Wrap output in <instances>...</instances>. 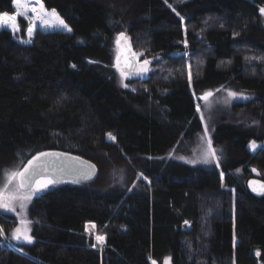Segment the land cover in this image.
Returning a JSON list of instances; mask_svg holds the SVG:
<instances>
[{"label": "trees", "instance_id": "16d2710c", "mask_svg": "<svg viewBox=\"0 0 264 264\" xmlns=\"http://www.w3.org/2000/svg\"><path fill=\"white\" fill-rule=\"evenodd\" d=\"M41 1L71 32L39 30L26 44L0 30V174L51 149L100 174L36 198L33 242L5 244L0 264H264V197L248 188L253 169L264 180V146L249 149L264 143V0ZM0 13L14 14V0H0ZM125 31L135 50L161 58L133 90L115 66ZM190 75L198 93L227 86L254 96L215 125L224 178L163 159L203 130ZM114 168L127 171L125 185L109 182ZM137 174L149 183L132 192ZM17 224L0 212L8 237Z\"/></svg>", "mask_w": 264, "mask_h": 264}, {"label": "rangeland", "instance_id": "374dc122", "mask_svg": "<svg viewBox=\"0 0 264 264\" xmlns=\"http://www.w3.org/2000/svg\"><path fill=\"white\" fill-rule=\"evenodd\" d=\"M42 4H43V2H42ZM43 7L45 10H47L48 16L46 18L49 19V21L51 22L52 25H54L53 27H47V26L41 25L40 21L37 20L35 25L32 26L33 30H32V35L30 37L28 35V31H27L28 27L30 26L28 19H25L24 16H17L16 23L18 24V27H19L18 31L14 32L9 27H3V28H0V30H2V29L10 30L14 34V37L16 38V40H18L22 43H26V42L30 43L29 41H31L33 39V37L35 36V34L39 30L44 31V32H55V31L71 32V31H68L67 29H65L64 27L60 26L58 24V22L55 20V18H53L51 16L52 10L47 9L44 6V4H43ZM171 7L174 8L173 5ZM15 13H16V8H15ZM14 14H8V15L11 16ZM56 14L58 15V17L60 19H62L61 16L57 12H56ZM32 15L33 14L31 12L28 13L29 18H31ZM263 21H264V15H263ZM64 23L66 24L65 21H64ZM68 28H70V27L68 26ZM125 33H127V32L125 31ZM120 34H118L116 37V47H115L116 59H117L118 53L120 52V48L117 45V41L121 39ZM127 36H128V40H129L130 44L134 48V45L132 42V37L129 36L128 34H127ZM136 52H137L138 59H140V65H139L137 73L133 76H130V77L125 76V75L122 76L121 72L118 70V68L116 66V59H115V66L119 72V85L122 88H125L128 90L134 89L133 86L130 84L132 81H135V80L144 81V80L148 79L152 75V73L154 72L153 63L155 61L161 59V58H155L154 60L149 59L145 56L144 52L137 51V50H136ZM145 60L149 61V63L147 65L144 64ZM145 68L147 69L146 71L144 70ZM189 79H190L191 88H192L194 98L197 102V106H199V111H197V112H198L199 119L202 122L203 130L199 134H197V136L192 141L181 140L176 145V147L174 149H172L165 157H163V159H165V160H177V161L184 162V163H187V164H189L191 166H195V167H201V168H207V169L217 168L222 173V168H221V164L219 161L218 151L214 147V141H213V132L215 129V125L223 115H226V114L230 115L232 113V108L235 104L247 102V101L251 100L254 96L250 93H247L244 91H237V90H234V89L227 87V86H220V87H216V88L206 90L202 93H198L194 89L193 79H192L191 75H190ZM229 92L236 93V95L230 96ZM206 93H211L212 95L208 96L207 99H202V97H204ZM110 141H114V139L110 138ZM209 141H211V150H214V152H215V158H213V156L210 154ZM253 142H255V144L257 146L255 148V150H253L250 147V145ZM253 142H251L249 145V149L253 153L257 152L260 147L264 146V143H259L256 141H253ZM206 154H207V163L204 162ZM21 169H22V165H17V166H13V167L4 169L3 172H1V174H0V187H2L6 183V174H5L6 170H8V171H20ZM253 170H255V169H253ZM253 175H254V177H258V178L261 177V174L257 170L253 171ZM127 176H128L127 171L124 170L123 168H120V169L114 168L111 170V173L109 176V178H110L109 182L112 183V182H114L113 180H115L117 182V184L125 185L127 183V180H128ZM222 176L224 178L223 173H222ZM41 179H48V180L54 181L53 179H51L49 177H43ZM140 180H143L146 183H149V180L147 178H145L142 174H137V178L133 182V184L131 185L129 190L132 192L139 190L141 188L140 183H139ZM65 183H71L72 184L73 182L49 183L46 188H42L38 192H34L31 200H29V201H15L14 202V205L16 208L15 212L7 211V210L2 209V208H0V212L14 215L16 217V219L18 220V224H17L16 228L20 227L23 230L25 227H27L28 229H30V235L33 238L34 223L30 218V209H31V206H32L34 200L36 198L40 197L41 195L45 194L46 192L54 190V189L58 188L59 185H62ZM15 185H16V181H13L12 184H9L8 185L9 191L14 190ZM26 191L27 190H25V192ZM21 203H23V205H24L23 210H21ZM22 220L30 221V223H27L26 225H24L21 223ZM0 229H2L1 225H0ZM13 231H12V233H13ZM12 233H11V236L8 237L2 230L1 234L3 237V241L0 242V248H2L5 244H7V245H10L11 247H13L14 249H16V248L19 249L17 247L18 244H29L23 240H21V241L15 240L12 237ZM102 246L103 245H101V247ZM166 261H167V264H172L171 259L169 257L165 258L163 264H166Z\"/></svg>", "mask_w": 264, "mask_h": 264}, {"label": "snow or ice", "instance_id": "6c2138e0", "mask_svg": "<svg viewBox=\"0 0 264 264\" xmlns=\"http://www.w3.org/2000/svg\"><path fill=\"white\" fill-rule=\"evenodd\" d=\"M14 6L16 8V13L14 15H8L7 13H0V28L3 27H9L12 31H18L19 27L16 23L17 16H24L25 19H28L29 21V27L27 29L28 35L31 37L32 35V26L35 25L36 21L39 20L41 25L47 26V27H53L54 25L51 24L49 19L46 17L48 16L47 10L44 9L43 4L41 0H14ZM31 12L33 15L31 18H29L28 13ZM260 12L262 15H264V8L260 9ZM51 16L55 18V20L58 22V24L68 31H71L70 28L64 23L62 19L58 17L55 10L51 11ZM123 35V34H121ZM30 42V41H29ZM119 43V40L117 41ZM186 43V42H185ZM119 60V57L117 58ZM149 61L145 60L144 64L147 65ZM147 70L146 68L144 69ZM121 75L123 76L124 73L121 72ZM126 86V85H125ZM212 95L211 93H206L202 99H207L208 96ZM230 96H235L236 93L229 92ZM197 111H199V106H197ZM109 137H111V134H109ZM250 147L255 150L257 147L255 142H253ZM209 149L210 154L215 158V152L214 150H211V141H209ZM58 156L60 154L58 153H40L38 156L33 157L31 160L27 162V165L24 167L23 171H8L6 170V183L0 187V208L5 209L7 211L15 212L16 208L14 205L15 201H29L32 198V195L34 192H38L42 188H46L49 183L58 182V181H51L48 179H41L43 175V168L44 165L36 163L40 160L43 156ZM205 163H207V154L205 155ZM255 171V170H253ZM13 181H16L15 189L12 191H9L8 185L12 184ZM255 184L256 182H250ZM25 189L27 191L25 192ZM259 190L261 192H264V184L259 185ZM253 191H258L257 188H253ZM24 209L23 203H21V210ZM22 224L26 225L27 223H30V221H21ZM94 227V225H93ZM87 230V226H86ZM0 232H2V229H0ZM12 237L17 241H25L29 244L33 242V238L30 235V229L25 227L23 230L20 227H17L13 233ZM97 242L102 243L104 240V237L102 235L96 236ZM257 255H259V252H257ZM155 264V262H153ZM167 264V261H166Z\"/></svg>", "mask_w": 264, "mask_h": 264}, {"label": "water", "instance_id": "95a60500", "mask_svg": "<svg viewBox=\"0 0 264 264\" xmlns=\"http://www.w3.org/2000/svg\"><path fill=\"white\" fill-rule=\"evenodd\" d=\"M123 34V35H121ZM120 34L121 39L117 43L120 48L116 59V66L120 72H123L125 76H133L137 73L140 59L137 57L136 50L132 47L128 40L127 33L122 32ZM58 153V156H43L36 163L44 165L43 177H49L54 181L62 182H73L76 184H92L94 183L100 174L98 166L91 160L77 155L75 153H70L62 150L51 149L41 151L33 155V157L38 156L40 153ZM28 160V161H29ZM27 161V162H28ZM27 162L22 166L20 171H23ZM256 182L255 184L250 182ZM264 184V180L258 177H253L249 183L248 188L250 192L256 197H264V192L259 190V185ZM257 188L258 191H253V188ZM27 190V189H25Z\"/></svg>", "mask_w": 264, "mask_h": 264}, {"label": "crops", "instance_id": "0c3cea01", "mask_svg": "<svg viewBox=\"0 0 264 264\" xmlns=\"http://www.w3.org/2000/svg\"><path fill=\"white\" fill-rule=\"evenodd\" d=\"M93 225H94V227H93ZM87 230L89 231V232H91V233H97V226L95 225V224H93V223H90V224H88L87 225ZM102 243H105L104 242V240H103V242ZM101 243V244H102ZM170 258V257H169ZM171 259V258H170ZM172 262V261H171ZM155 264H158V263H155Z\"/></svg>", "mask_w": 264, "mask_h": 264}, {"label": "built area", "instance_id": "2783aa9c", "mask_svg": "<svg viewBox=\"0 0 264 264\" xmlns=\"http://www.w3.org/2000/svg\"><path fill=\"white\" fill-rule=\"evenodd\" d=\"M105 243H102L101 245H104Z\"/></svg>", "mask_w": 264, "mask_h": 264}, {"label": "bare ground", "instance_id": "6f19581e", "mask_svg": "<svg viewBox=\"0 0 264 264\" xmlns=\"http://www.w3.org/2000/svg\"><path fill=\"white\" fill-rule=\"evenodd\" d=\"M252 179V178H251Z\"/></svg>", "mask_w": 264, "mask_h": 264}]
</instances>
